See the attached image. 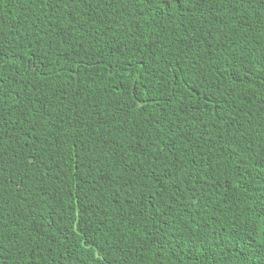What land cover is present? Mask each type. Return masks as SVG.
<instances>
[{"label":"trees","instance_id":"16d2710c","mask_svg":"<svg viewBox=\"0 0 264 264\" xmlns=\"http://www.w3.org/2000/svg\"><path fill=\"white\" fill-rule=\"evenodd\" d=\"M0 20V264H264V0Z\"/></svg>","mask_w":264,"mask_h":264},{"label":"snow or ice","instance_id":"6c2138e0","mask_svg":"<svg viewBox=\"0 0 264 264\" xmlns=\"http://www.w3.org/2000/svg\"><path fill=\"white\" fill-rule=\"evenodd\" d=\"M141 2L145 3V4H149V5L155 4V7L158 8L161 11V13L166 14L168 11L176 9V7L180 4H182L184 2V0H141ZM242 2L251 4L253 2V0H242ZM149 10H151V8H149ZM0 23H2V20H0ZM69 23H71V21H69ZM40 59H42V58H37V62H39ZM136 63L138 65V70H139V62L137 61ZM177 67H179V66L177 65ZM131 68H132L131 64H128L125 67H121L120 65H116L114 67L113 71L123 72V73L127 74L128 70ZM136 81L140 83L141 87L143 86L140 77H137ZM204 103L205 104L212 103L211 98L209 97V98L205 99ZM177 166H179V162H178Z\"/></svg>","mask_w":264,"mask_h":264}]
</instances>
